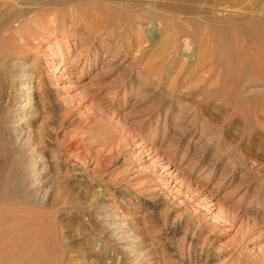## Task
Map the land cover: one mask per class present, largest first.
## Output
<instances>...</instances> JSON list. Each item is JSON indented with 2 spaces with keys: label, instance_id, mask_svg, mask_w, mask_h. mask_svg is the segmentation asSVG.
<instances>
[{
  "label": "rangeland",
  "instance_id": "obj_1",
  "mask_svg": "<svg viewBox=\"0 0 264 264\" xmlns=\"http://www.w3.org/2000/svg\"><path fill=\"white\" fill-rule=\"evenodd\" d=\"M86 3L94 14L96 0ZM150 19L143 39L158 41ZM79 25L29 41L0 32V189L21 156L35 212L11 224L17 264H264V121L248 122L260 89H236L234 55L217 52L223 94L200 105L197 85L172 86V65L149 59L152 41L143 59L135 46L107 52L88 34L93 24Z\"/></svg>",
  "mask_w": 264,
  "mask_h": 264
},
{
  "label": "bare ground",
  "instance_id": "obj_2",
  "mask_svg": "<svg viewBox=\"0 0 264 264\" xmlns=\"http://www.w3.org/2000/svg\"><path fill=\"white\" fill-rule=\"evenodd\" d=\"M86 1L88 0H0V32H5L11 28L20 35L23 41H29L32 35L34 36L38 33L41 35L43 31L49 32L48 28L51 25L56 26L54 27V31L61 30V32L66 33L67 30L74 28L79 24L80 27L83 23V26L86 29L90 24H93L94 28H92L91 25V28H88V34L94 38L97 47H99L100 44L105 45L108 47V50L106 49L107 52H109L110 48H118V45H126L128 48L135 46L140 58L144 56L146 58V53H149L150 51L145 49V47H147L145 46V43L152 41L154 53L150 57L148 55L149 59L158 60L156 63L159 65H172L171 74L175 76V79L171 80L172 86L179 85V83L184 86L189 82L190 84L197 85L198 92H192L190 95L194 97V100L195 98L200 99V105L203 104L204 101L208 102L213 98L215 100V97L222 96L223 86L225 85H223L224 72L220 64L223 61L220 62L222 55L219 54V56L217 52L221 51V53H223L224 51L226 52L227 50H230L235 58L231 69L233 71H230L233 74L232 82L235 83L236 89L237 87H241L245 94L250 88H254L256 91L257 89H260V91L258 90L252 98L254 102L256 101L259 104L254 106L252 110L253 120L250 119L248 122L249 124L253 123L260 126L264 121V0H96L98 4L94 6V14H90V12L84 8L86 7L84 5H90L89 3H86ZM101 1H108L111 3L110 7L113 14L110 13L109 15V13L107 14L103 12L104 5L102 4L103 6H101V3H99ZM61 7L73 8H67L69 10L67 11L64 9L60 10ZM105 7L109 6L105 5ZM54 9L59 10L55 13V18L48 22L47 17L52 14L54 15ZM144 14H148L151 18L150 20L157 23L156 26L160 28L162 34L160 40L157 41L152 38H147V42L144 41L141 31ZM190 17H197L201 21L203 19L205 24L201 25L198 23L200 20L197 21L194 18L190 19ZM83 19L85 22H83ZM81 20L83 21L81 22ZM45 24H47L48 27L46 26V28H43L45 27ZM133 35H135L136 38H134ZM218 37L224 39L226 46L223 44V41H220L221 38L218 39ZM229 37H231V39L230 41H227ZM143 45L145 47H143ZM127 47L125 48L126 50ZM192 48L194 54H192L193 57L191 60L189 59V62H187V58L183 62L180 61V63H176L178 58L175 59V57L179 54L177 53L178 50L186 53ZM15 49L20 50V46H16ZM94 55L97 57L99 53L95 52ZM230 58L228 59L230 60ZM135 60L138 59L135 58ZM230 61L232 62L233 58ZM139 62L140 61H138V63ZM176 65L179 67H175ZM221 65L225 64L223 63ZM153 68L154 67H152V69ZM210 74L213 75L210 76ZM196 87L193 86L195 89ZM20 88L21 87H18L17 90ZM190 89L193 91L192 88ZM230 89H232V87ZM240 92L242 91L240 90ZM244 93L242 95H244ZM228 94L229 92L227 95ZM238 95L237 97H239ZM244 101L245 100H242L241 102L238 101L240 102V106L243 105ZM197 104L199 105V102L196 103V106ZM27 105H29V103H27ZM23 147H28V144L24 143L22 146L14 145L13 152L19 156ZM25 149L28 150V148ZM25 149L23 150L24 152H26ZM22 153L21 155H23ZM23 163L21 156L13 158L11 164L14 165L12 169L16 171V174L13 175L11 174V171L8 172L0 189V264L18 263L16 256H18L19 246L15 244L16 239H14L15 233H18V229L16 226H11V224L13 225L14 222H17L18 220L21 222L23 218L32 213L35 214V212H31L30 209H27L29 201L24 198V195L29 193V187L25 184L26 177L24 170L22 169L24 165ZM33 167L36 169L37 163H35ZM19 255H21L20 252ZM61 262L62 260L60 263ZM53 263L54 262L51 264Z\"/></svg>",
  "mask_w": 264,
  "mask_h": 264
}]
</instances>
